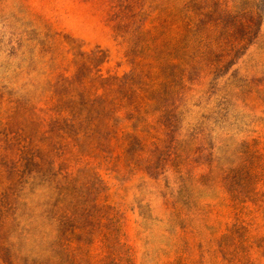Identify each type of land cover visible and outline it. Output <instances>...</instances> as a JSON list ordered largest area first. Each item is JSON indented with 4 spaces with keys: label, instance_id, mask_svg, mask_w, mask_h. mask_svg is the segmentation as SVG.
<instances>
[{
    "label": "rangeland",
    "instance_id": "obj_1",
    "mask_svg": "<svg viewBox=\"0 0 264 264\" xmlns=\"http://www.w3.org/2000/svg\"><path fill=\"white\" fill-rule=\"evenodd\" d=\"M0 264H264V0H0Z\"/></svg>",
    "mask_w": 264,
    "mask_h": 264
}]
</instances>
